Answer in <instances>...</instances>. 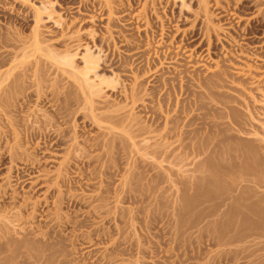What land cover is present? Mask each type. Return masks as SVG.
I'll use <instances>...</instances> for the list:
<instances>
[{"label":"rangeland","instance_id":"1","mask_svg":"<svg viewBox=\"0 0 264 264\" xmlns=\"http://www.w3.org/2000/svg\"><path fill=\"white\" fill-rule=\"evenodd\" d=\"M3 38L0 71L24 62L12 72L21 71L25 87L17 97L27 103L25 111L9 113L13 126L0 114V154H15L0 166V264H264V0H0ZM50 51L56 59L71 58L73 68L85 67L87 53L98 59L88 74L101 86L98 110L81 106L77 84ZM162 54L167 58L146 71ZM184 67L187 73L178 75ZM216 75L224 79L219 94L209 98L207 88L196 89L199 76ZM179 77L187 91L178 103L164 91ZM103 79L114 81L108 86ZM143 79L144 96L133 107L123 104L121 96ZM192 89L206 106L211 102L221 112L227 110L222 103L234 107L235 122L220 133L246 137L226 141L237 146L229 151L239 158L221 149L213 156L211 129L187 136L202 121L188 123L192 114L207 113L186 100ZM229 95L247 98L250 106ZM118 105L127 106V118L102 127L90 119ZM124 119L152 128L133 140H115L108 154L88 147L111 141L115 135L107 127ZM240 123H249L251 135L239 130ZM35 126L54 139H27L24 128ZM182 131L187 138L178 136ZM58 133L65 137L56 146ZM83 153L93 156L89 165Z\"/></svg>","mask_w":264,"mask_h":264},{"label":"bare ground","instance_id":"2","mask_svg":"<svg viewBox=\"0 0 264 264\" xmlns=\"http://www.w3.org/2000/svg\"><path fill=\"white\" fill-rule=\"evenodd\" d=\"M38 14V13H37ZM38 16V15H37ZM26 18H21L20 20H22V21H26L25 20ZM38 19V18H37ZM37 21V20H36ZM196 32V31H195ZM193 33V34H191L192 36H195L196 35V33ZM34 39H35V37H34ZM35 41V40H34ZM5 42H6V40L4 41V38H3V40H1L0 41V43H3V45L5 44ZM36 43V42H35ZM37 44V43H36ZM35 44V47H37L38 45H36ZM37 49H38V47H37ZM66 51V50H65ZM88 51V50H87ZM12 53V52H11ZM165 53V52H164ZM24 54V53H23ZM52 54H53V52H49V56L53 59V61L55 62V65H58V69L61 71V72H63V73H65V74H67V77L68 78H70L72 81H74L76 84H77V88H78V90L80 91V93H81V95H80V98H82V100H81V104L79 103V101L78 100H75V104L77 105V107L79 106V104L83 107H88V108H94L95 107V109H97L98 107L97 106H95V102L97 101L96 99H95V97L97 98L98 96H100L101 97V95H100V93H101V86L99 87V86H95V85H98V84H96L95 82H93V80L91 79V77H89L88 76V74L90 73V71L91 70H93L94 69V67H92V66H90V65H98L99 63L97 62L98 61V59H96V58H93L92 57V55H91V53H87L86 55H84V56H82V57H84V61H85V67H82V68H73V67H71V58H67V56H65V57H62L61 59H56L54 56H52ZM8 55V54H7ZM54 55V54H53ZM165 55L166 54H162V56L160 55L159 57H158V59H155V60H153V61H149L147 64H148V68L146 69V71H150L151 69H153V67H155L157 64L156 63H161V61L163 60V59H165V58H167V57H165ZM5 56V55H4ZM167 56H168V54H167ZM7 57V56H6ZM11 57V56H10ZM69 57V56H68ZM3 58H5V57H3ZM12 58V57H11ZM93 58V59H92ZM99 58V57H98ZM157 58V57H156ZM170 58V57H169ZM7 59V58H6ZM5 59V60H6ZM4 60V61H5ZM12 62V61H11ZM3 63H5V62H3V60L2 59H0V65L2 66V64ZM13 63V62H12ZM11 64V63H10ZM14 64V63H13ZM24 64V62L22 61V63L20 62H18V63H15L12 67H10V68H7V70L5 71L4 70V72H3V70L2 71H0V114L1 115H5V117H4V119H3V122L6 124V125H8V127L9 126H13L14 124L13 123H15V118H12L11 116L13 115H9V113L10 112H15V113H17V112H23V110L25 111V109H24V107H26V103H27V100L24 102V101H21V102H19V98L17 97V95L18 94H21V93H23L22 91L24 90V87H25V84L23 85V81H21L22 80V77H21V80H19L20 78H19V76H20V73H21V71H20V73H19V75H18V73H16V74H14L13 72H12V70H14V69H21V66ZM10 66V65H9ZM24 66V65H23ZM37 66H38V64H37ZM71 68V69H67V68ZM32 68V67H31ZM2 69V68H1ZM6 69V68H5ZM25 70H28V69H26V65H25ZM36 70V69H35ZM18 72H19V70H17ZM146 71H145V73H144V75H147L146 74ZM177 71V70H176ZM15 72V71H14ZM147 72V73H148ZM194 72V71H193ZM198 72V71H197ZM196 72V73H197ZM241 72V71H240ZM26 73V72H25ZM178 73V75L179 74H185V73H187V68L186 67H184V69H182V70H180V71H178L177 72ZM189 73H190V71H189ZM23 74H24V72H23ZM150 74V73H149ZM195 74V73H194ZM26 75V74H25ZM36 75V74H35ZM178 75H176V76H178ZM187 75V74H186ZM21 76H23V75H21ZM26 76H28V75H26ZM31 76V75H30ZM42 76V75H41ZM150 76V75H149ZM148 76V77H149ZM224 76V75H223ZM35 78H37L36 76H34ZM142 77V76H141ZM145 77V76H144ZM143 77V78H144ZM147 77V78H148ZM183 77V76H182ZM182 77H179L180 79H175V81H177L176 83L177 84H170L169 83V85L170 86H168V87H165L166 88V91H164V93L165 94H173L174 96H175V98H176V101L178 102V98L177 97H179V96H182V95H184L185 93H186V89L183 87V84H181V79H183ZM215 77V76H214ZM216 77L217 78H206L205 76H199L198 78V83L195 85V87H196V89H199V90H203V89H205V88H207L208 89V97L210 98V97H213V96H215V95H217V94H219L220 93V91H218V90H216V87H218V86H220V87H222L223 85L221 84L222 82H224V79H222V78H220L218 75H216ZM146 78V79H147ZM146 79H143L142 81H140V82H137L136 84L137 85H133L134 87H131V89H129L128 90V92H127V94H125L124 93V95H122L121 97L123 98V104H126V101L128 102V105H130V107H133L134 105H136L137 104V102L138 101H140V99H141V95H143L144 96V94H145V92L147 91L146 90V86H145V83H147L146 82ZM23 80H25V81H27L25 78L23 79ZM37 80V79H36ZM160 80V79H159ZM165 80L166 79H163V81H162V78H161V83L163 82V83H165ZM172 80H174V79H172ZM226 80V79H225ZM20 81V82H19ZM31 81V80H30ZM113 81L114 80H107V79H103V80H100V84L103 82V83H106L108 86L109 85H111L112 83H113ZM168 81V80H167ZM167 81H166V84H168L167 83ZM233 81V80H232ZM231 81V82H232ZM235 81V80H234ZM28 82V81H27ZM33 82V81H32ZM36 82V81H35ZM39 82V81H38ZM173 82V81H172ZM25 83V82H24ZM34 83V82H33ZM163 83H162V85H163ZM234 83V82H233ZM36 84V89L39 87L38 86V84H40V83H35ZM34 84V85H35ZM165 84V85H166ZM42 85V84H41ZM164 85V86H165ZM27 86V85H26ZM45 86V85H44ZM164 86L162 87V88H164ZM28 87V86H27ZM97 87V88H96ZM112 88H116V86H111ZM233 87V86H232ZM35 88V87H34ZM40 88V87H39ZM168 88V89H167ZM188 89V88H187ZM234 89V88H233ZM236 89V88H235ZM241 89V88H240ZM146 90V91H145ZM165 90V89H164ZM189 91V93L188 94H186L187 96H186V100H188V103H189V101H192V103H197V107L196 108H200V107H204V108H206V111H207V113L206 114H209V116L208 117H205L206 116V114H204V118H201L200 116H193V114H192V117H190L189 118V120H188V123L189 122H191V121H195L196 119H198V118H200L202 121H200V126L199 127H195L194 129H192L191 131H193V134L192 135H190V132L191 131H189L188 133L189 134H187V136L189 135V138H195V137H197V136H199V133L200 132H202L203 130L204 131H209L210 129H211V131H213L214 132V135L216 136V143H214L215 144V149H216V147H217V150H214L213 149V147H212V152L215 154V155H213V156H219V155H221V153H224V155H227L228 157L229 156H233V157H237V158H239L240 157V155L239 154H233L232 152L230 153V149L231 150H233L234 148L236 149V147H235V145H234V143H232V142H226L227 140H228V138H230L231 139V141H233L232 140V138L231 137H233V139L234 138H237V139H239V140H246V137L245 136H239L238 137V135L237 136H233V135H230V134H225L226 132H221V133H224V134H221L220 133V131H227V130H229V126H230V123L231 122H235V117H234V107H232V106H227V103H222L224 106H225V108L227 109L226 111L224 110V111H220L221 109H219L218 107H216V105H214L213 103H211V102H209V103H207L208 105L206 106L205 105V103H204V101L203 100H201V96H199L198 95V91L197 90H194V89H192V90H188ZM237 91V90H236ZM36 96L40 93V89H37L36 91ZM117 92V91H116ZM124 92V91H123ZM42 93V92H41ZM238 93V92H237ZM253 94V93H252ZM29 95V94H28ZM41 95H43V93L41 94ZM40 95V96H41ZM27 96V95H26ZM30 97V96H29ZM29 97H28V99H29ZM39 97V96H38ZM37 97V98H38ZM230 99L233 97H231L230 95L228 96ZM40 98V97H39ZM102 98V97H101ZM233 98H235V97H233ZM252 98V97H251ZM24 99H26V98H24ZM182 99V98H181ZM254 99V98H253ZM23 100V99H22ZM39 100H41V99H39ZM183 100V99H182ZM68 101V100H67ZM180 101V100H179ZM233 101V100H232ZM234 101L239 105V106H244V107H246V109H247V106L249 107L250 106V103H249V100H247V98L245 99V98H243V99H238V98H235L234 99ZM254 101V100H253ZM252 101V102H253ZM48 102V101H47ZM99 102V101H98ZM101 102V101H100ZM177 102H175L174 104H175V106L177 105ZM251 102V101H250ZM251 102V103H252ZM56 103V102H55ZM64 103V102H63ZM179 103V102H178ZM116 103H114L113 104V106H116L115 105ZM127 105V104H126ZM64 106H66V105H64ZM70 106V105H69ZM112 106V105H111ZM143 106H145V105H143ZM174 106V107H175ZM253 106V105H252ZM251 106V107H252ZM28 107V106H27ZM100 107V106H99ZM107 107V106H106ZM104 107L103 108V106H101V108L100 109H102L103 108V112L101 111L100 113L98 112V114H92L91 115V117H90V119L92 120V122L93 123H95V124H97L98 126H100V127H102V125H105L104 123H102L101 124V122H104V121H110V120H112V119H117V121H119L118 120V118L120 117V116H122L123 117V115H124V117H126L125 116V114L123 113V109L125 108V107H127V106H125V105H121V106H117L116 108H110V107ZM177 107V106H176ZM175 107V108H176ZM147 108H148V106H147ZM184 108V107H183ZM253 108V107H252ZM29 109V108H28ZM99 109V110H100ZM126 109V108H125ZM170 109V108H169ZM172 109V108H171ZM178 109H182V107L181 108H178ZM178 109H173V112H175V113H177V110ZM190 109H192V108H190ZM255 109V108H254ZM27 110V109H26ZM78 110V109H77ZM98 110V109H97ZM129 110H130V108H129ZM186 112H185V111ZM184 110H181V112L182 113H188V109L186 110V108L184 109ZM195 110V109H194ZM210 110H212L213 112L212 113H208ZM252 110V109H251ZM256 110V109H255ZM168 111V110H167ZM191 111H193V109L191 110ZM218 111H220V112H218ZM125 112V111H124ZM127 112V111H126ZM171 112V111H170ZM172 112V113H173ZM180 112V110H179V113L178 114H180L181 113ZM190 112V111H189ZM258 112V111H257ZM97 113V112H96ZM162 113V112H161ZM160 113V114H161ZM166 113V116H167V112H165ZM164 113V114H165ZM169 113V112H168ZM250 113H252V112H250ZM255 113V112H254ZM6 114H8L7 116H6ZM11 114V113H10ZM76 114V113H75ZM158 114H159V112H158ZM157 114V115H158ZM177 114V119H178V116H180V115H178ZM217 114H222V116L220 115V117H222L223 119H225V122L224 123H222V124H220V123H218V122H216V120H215V118H216V115ZM0 115V116H1ZM128 115H130V112L128 113L127 112V116ZM187 115H189V114H187ZM186 115V116H187ZM134 116V115H133ZM132 116V117H133ZM160 116V115H159ZM175 116V115H174ZM218 116V115H217ZM257 116V115H256ZM15 117V116H14ZM40 117V116H39ZM122 117H120L121 119H122ZM123 117V118H124ZM130 117H131V115H130ZM157 117V116H156ZM164 117V116H163ZM170 117V116H169ZM181 117V116H180ZM219 117V116H218ZM3 118V117H2ZM22 118V117H21ZM41 118V117H40ZM84 120H85V118H87L88 119V117L87 116H83L82 117ZM119 118V119H120ZM127 118V117H126ZM125 118V119H126ZM157 118H159V117H157ZM168 118V117H167ZM166 117H164V120L165 121H167L166 119H167ZM253 118H255V117H253ZM34 119H35V117H34ZM38 119V118H37ZM36 119V120H37ZM122 120L120 123H118V124H116L117 126H114L113 125V127L111 126V127H107V130H109V133L111 132L112 134H114L115 136H113L112 137V139H111V141H108L107 143H101V144H90L88 147H90V149L91 148H96V149H101V150H104V154H108L110 151H112L114 148L116 149V143L117 142H115V140H117L118 141V139H120V138H127L128 140H131L133 137H135L136 136V138H137V136H143V135H145V134H147L148 132H149V129L150 128H152V127H149V129H148V127L146 128V126H142V125H139V123L137 122V120H135V122H133V120ZM156 119V118H155ZM177 119H175L176 121H174V123L176 122V123H178V121H177ZM249 119H252V117L251 118H249ZM256 119V118H255ZM199 120V119H198ZM18 121V120H17ZM41 121V120H40ZM151 121H154V120H151ZM184 121V120H183ZM254 121H258V120H254ZM1 122V121H0ZM3 122H1L2 124H4ZM32 122V121H31ZM47 122V121H46ZM248 122V121H247ZM251 122H252V120H251ZM16 123H18V122H16ZM35 123V122H34ZM43 123V122H42ZM109 123V122H108ZM154 123V122H153ZM173 123V122H172ZM255 123V122H254ZM259 123V122H258ZM1 124V125H2ZM47 124V123H46ZM51 124V123H50ZM68 124V123H67ZM141 124V123H140ZM223 124H227L228 126H220V125H223ZM18 125V124H17ZM21 125V124H20ZM35 125H36V123H35ZM246 125H249V123H240L239 125H238V127H239V130L240 131H242L243 133H245V135H251V133H250V131L248 132V130L249 129H247L246 128ZM252 123L250 124V126H248V127H253V126H255V125H252ZM16 126V125H15ZM24 127H25V125H23ZM42 126V125H41ZM45 126V125H44ZM50 126V125H49ZM106 126V125H105ZM258 126V125H257ZM256 126V127H257ZM17 127V126H16ZM29 128H30V126H28ZM36 127V126H35ZM259 128H260V125L258 126ZM1 128H2V126H1ZM29 128H24V129H26V135H27V139H35V137L37 136V135H40V136H42L41 138H45V143H48L49 144V141L51 140V137H52V135L51 134H49V132H46V131H44V132H42V130L44 129L43 127L40 129V127H36V129H30V130H27V129H29ZM34 128V127H33ZM106 128V127H105ZM255 128V127H254ZM253 128V129H254ZM5 129V128H4ZM9 129V128H8ZM17 129V128H16ZM257 129V128H256ZM255 129V130H256ZM10 130V129H9ZM231 130V129H230ZM251 130V129H250ZM258 130V129H257ZM264 130V129H263ZM181 131V130H180ZM4 132V131H3ZM14 132V131H13ZM60 132V131H59ZM151 132H152V129H151ZM174 132V131H173ZM241 132V133H242ZM260 132V131H259ZM24 133H25V130H24ZM63 133V132H62ZM62 133H58L57 135L59 136L58 138H57V140L54 142V144L53 145H56V146H58L60 143H62V138L63 137H65L64 135L65 134H62ZM179 133V135L178 136H180V138L183 136V134H185L186 135V133H187V131H182L181 133L180 132H178ZM177 133V134H178ZM192 133V132H191ZM255 136L257 135L256 134V132H252ZM2 134V133H1ZM12 134V133H11ZM14 134H15V132H14ZM13 134V135H14ZM76 134V133H75ZM174 134V133H173ZM252 134V135H253ZM8 135V134H7ZM20 135V134H19ZM25 134L23 135V136H26ZM105 135V134H104ZM182 135V136H181ZM253 135V136H254ZM1 136V135H0ZM6 136V135H5ZM4 136V137H5ZM9 137H10V135H8ZM12 136V135H11ZM16 136V135H15ZM177 136V135H176ZM7 137V136H6ZM5 137V138H6ZM39 137V136H38ZM108 137V136H107ZM214 137V136H213ZM18 138H20V137H18ZM24 138V137H23ZM53 139H54V137H52ZM171 138V137H170ZM179 138V139H180ZM183 138V137H182ZM185 138H187L186 136H185ZM185 138H183V139H185ZM215 138V137H214ZM114 139V140H113ZM134 139V138H133ZM132 139V140H133ZM229 139V140H230ZM4 140V139H3ZM23 140V139H22ZM88 140V139H87ZM177 140V139H176ZM19 141V140H18ZM32 141V140H31ZM145 141V140H144ZM258 141V140H257ZM113 142H114V144H113ZM172 142V141H171ZM226 142V143H225ZM234 142V141H233ZM135 143V142H134ZM143 143V142H142ZM181 143V142H180ZM47 144V145H48ZM133 144V143H132ZM142 145V144H141ZM222 145V146H221ZM16 146V145H15ZM118 146V145H117ZM132 146H134V145H132ZM154 146V145H153ZM152 146V147H153ZM167 145H165V147H166ZM229 148H228V147ZM224 147V148H223ZM143 148H145V149H151V145H144V147ZM168 148V147H167ZM219 148V149H218ZM17 149V148H16ZM15 149V150H16ZM20 149H21V147H20ZM119 149H120V147H119ZM125 149V148H124ZM220 149H221V153H220ZM224 149V150H223ZM260 149V148H259ZM76 150H78V148L77 147H75L74 146V151H76ZM88 150V149H87ZM45 151V150H44ZM94 151H95V149H94ZM139 151V150H138ZM144 151V150H143ZM170 151V150H169ZM210 151V150H209ZM35 152V151H34ZM103 152V151H102ZM75 153V152H74ZM80 153V152H79ZM143 153V152H142ZM167 153V152H166ZM205 153H207V152H205ZM71 154H72V152H71ZM85 156H84V158L83 159H81V160H84L85 159V161H82V162H84V163H87L88 165L91 163L90 161H91V159H92V157L90 156V155H88V154H85V153H83ZM167 154H169V153H167ZM212 155V153L210 152H208V155ZM15 154L10 150V149H8V150H6V152H3L2 154H0V166L2 165V164H4V160L5 159H8V160H13V156H14ZM99 155V154H98ZM97 155V156H98ZM166 155V154H165ZM72 156H74V157H72V159H74V160H78V157L77 156H75L74 154H72ZM96 156V157H97ZM77 159H76V158ZM83 157V156H82ZM36 158V157H35ZM69 158H70V156H69ZM98 158V157H97ZM96 158V159H97ZM102 158V157H101ZM24 159H25V157H24ZM71 159V158H70ZM71 159V160H72ZM23 160V159H22ZM29 160V159H28ZM34 160L35 159H33L32 160V162H31V165H33L34 164ZM27 161V160H26ZM36 162V161H35ZM65 162V161H64ZM67 162H68V159H67ZM63 164H65V163H63ZM28 165V164H27ZM72 166V165H71ZM30 167V166H29ZM31 168V167H30ZM34 170V169H33ZM106 170V169H105ZM27 175H29V174H27ZM58 175V174H57ZM55 176V175H54ZM17 177V176H16ZM18 178V177H17ZM27 178H29V177H27ZM56 178H57V176H56ZM60 198V197H59ZM62 198V197H61ZM65 199V198H64ZM61 200L62 199H60L59 200V202L61 203ZM3 212V211H2ZM1 212V210H0V213H2ZM2 215H4V213L2 214ZM14 215V214H13ZM16 215V214H15ZM4 217H6V215L4 216ZM3 246V245H2ZM6 245H4L3 247H5ZM6 248V247H5ZM2 249V248H1Z\"/></svg>","mask_w":264,"mask_h":264}]
</instances>
